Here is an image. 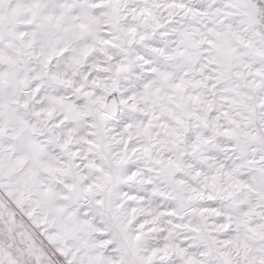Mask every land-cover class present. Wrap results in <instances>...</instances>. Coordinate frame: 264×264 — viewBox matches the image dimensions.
I'll use <instances>...</instances> for the list:
<instances>
[{
	"label": "snow or ice",
	"instance_id": "6c2138e0",
	"mask_svg": "<svg viewBox=\"0 0 264 264\" xmlns=\"http://www.w3.org/2000/svg\"><path fill=\"white\" fill-rule=\"evenodd\" d=\"M0 264H264V0H0Z\"/></svg>",
	"mask_w": 264,
	"mask_h": 264
}]
</instances>
